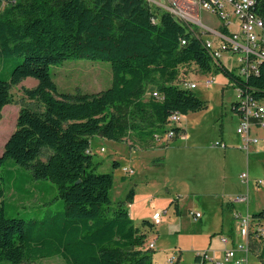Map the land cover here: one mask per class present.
<instances>
[{
	"label": "trees",
	"instance_id": "1",
	"mask_svg": "<svg viewBox=\"0 0 264 264\" xmlns=\"http://www.w3.org/2000/svg\"><path fill=\"white\" fill-rule=\"evenodd\" d=\"M0 55L22 56L9 78L0 79V119L12 102L10 88L28 77L37 80L32 88L22 86L34 107L18 110L0 168L8 159L31 168L35 179L56 185L63 203V209L27 222L5 214L0 187V262L56 255L66 264H152L145 230L134 224L123 201L111 200L112 173L95 172L91 140L120 142L132 133L142 141H164L168 130L179 134L181 126L169 116L205 107L179 84L181 67L190 63L202 73L211 71L203 39L147 0H0ZM71 58L109 62L111 85L97 92L59 91L51 67ZM217 68L241 94L264 100V62L246 79L221 60ZM43 149L49 151L45 160ZM132 198L133 189L126 196ZM252 215L264 219V208ZM150 220L143 224L154 226ZM255 244L264 264V235Z\"/></svg>",
	"mask_w": 264,
	"mask_h": 264
},
{
	"label": "rangeland",
	"instance_id": "2",
	"mask_svg": "<svg viewBox=\"0 0 264 264\" xmlns=\"http://www.w3.org/2000/svg\"><path fill=\"white\" fill-rule=\"evenodd\" d=\"M196 14L203 24L215 29L220 26L215 14L204 9ZM231 19H235L233 14ZM191 26L199 29L194 23ZM229 29L238 32L236 23L230 24ZM201 38L213 39L214 35L201 33ZM21 59L20 55H0V79H8ZM221 61L236 73L235 55L222 51ZM181 70L184 71V66ZM51 74L61 92H97L111 85L110 63L102 59L71 58L52 66ZM212 76L213 82L205 86L204 80ZM179 77L194 82L195 87L190 90L205 102L203 109L182 117L178 125L183 129L179 134L166 141L149 137L142 141L132 133L120 142L101 136L91 140L93 161L97 163L95 172L112 173L111 200L113 204L123 201L134 224L145 230L147 243L153 245L152 264H194V255L202 252L214 260H222L231 242L225 246L221 237L241 241L233 212L247 208L255 213L264 208V127L251 124L250 137L257 139V143L251 144L248 152L240 149L241 139L236 133L238 122L232 109L237 90L225 74L214 63L207 73L198 71L196 65L190 63ZM36 83L35 78L28 77L10 88L12 102L3 108L0 119V154L15 129L20 107H34V103L24 97L22 86L32 88ZM220 144H224L223 147ZM48 153L43 149L40 159L45 160ZM125 166L132 167L133 172L124 173ZM242 172H247L248 184L240 178ZM258 180L260 183H256ZM0 187L4 191L1 199L8 217L29 222L43 217L48 210L63 209L54 183L44 178L35 179L31 168L11 159L0 168ZM131 189L133 198L129 202L126 196ZM239 195L248 197L247 204L242 203L244 206L231 202ZM158 210L161 213L158 225L143 224V220H150L152 213ZM195 213L201 217H196ZM255 247V251L248 253V264H261L257 256L259 246ZM22 264L66 263L55 255Z\"/></svg>",
	"mask_w": 264,
	"mask_h": 264
},
{
	"label": "built area",
	"instance_id": "3",
	"mask_svg": "<svg viewBox=\"0 0 264 264\" xmlns=\"http://www.w3.org/2000/svg\"><path fill=\"white\" fill-rule=\"evenodd\" d=\"M153 8L169 12L174 18L182 19L192 30L196 37L201 38V33H212L213 39H203V44L208 50L212 63L216 67L220 66L221 52L230 51L237 57L238 66L236 74L246 79L251 74L259 72V65L264 62V0H147ZM186 5V7H185ZM199 9H204L215 14L220 20V26L215 29L201 22L197 16ZM235 19H231V15ZM179 21V20H178ZM189 22V24H188ZM194 23L198 30L192 28ZM232 23L237 24L238 32L230 31L229 26ZM226 28L227 32L222 31ZM201 33H200V32ZM186 41L182 40L184 44ZM185 70V69H184ZM214 77L204 80V85H210ZM179 84L187 89L195 87L194 82H189L184 77L179 79ZM237 90V98L232 105V109L238 118V127L236 133L240 136L241 144L239 148L248 151L251 144L257 143V139L250 137L251 124L264 127V100L255 99L250 94H241ZM152 95L157 99L161 98L158 91L154 90ZM169 121L174 126L182 121V116L178 113H172ZM175 136L171 129L164 133L163 140H168ZM161 137H157V140ZM223 147L224 144H220ZM102 149V148H101ZM126 174H131L133 168L123 167ZM240 178L248 184L249 178L247 172H242ZM256 183H260L258 180ZM247 195L236 196L231 199L233 203H247ZM199 217V213H195ZM234 218L238 221L239 236L241 241L236 242L233 238L230 240L222 236L221 241L225 246L231 247L224 250L222 260H214L205 252L196 253L197 259L194 264H248V253L254 251L255 241L259 235H264V219H256L251 213L241 215L233 212ZM151 220L155 225L161 221L160 211H155ZM152 243L149 244L151 248Z\"/></svg>",
	"mask_w": 264,
	"mask_h": 264
},
{
	"label": "crops",
	"instance_id": "4",
	"mask_svg": "<svg viewBox=\"0 0 264 264\" xmlns=\"http://www.w3.org/2000/svg\"><path fill=\"white\" fill-rule=\"evenodd\" d=\"M237 121H238V118H237ZM181 128H182V127H181ZM182 129H183V128H182ZM182 137L185 138L184 134H182ZM239 196H240V195H239ZM176 203H177V205H178V202H176ZM228 203H229V202H228ZM234 204H236V205H243V206H244V204H242V202L233 203V205H234ZM246 204H247V203H246ZM131 205H132V203H131ZM131 205H130V206H131ZM229 205H230V204H229ZM178 207H179V205H178ZM231 207H232V210H233V206H231ZM234 207H235V206H234ZM239 211H243V212H245L246 214H247V213H250V212L248 211L247 208H246L245 210H244V208H243V209H240ZM239 211H238V212H239ZM153 213H154V212H153ZM153 213H152V214H153ZM239 213H240V212H239ZM251 214H252V213H251ZM199 217H201V215H200ZM194 257H195V255H194Z\"/></svg>",
	"mask_w": 264,
	"mask_h": 264
},
{
	"label": "bare ground",
	"instance_id": "5",
	"mask_svg": "<svg viewBox=\"0 0 264 264\" xmlns=\"http://www.w3.org/2000/svg\"><path fill=\"white\" fill-rule=\"evenodd\" d=\"M248 152V151H247Z\"/></svg>",
	"mask_w": 264,
	"mask_h": 264
}]
</instances>
